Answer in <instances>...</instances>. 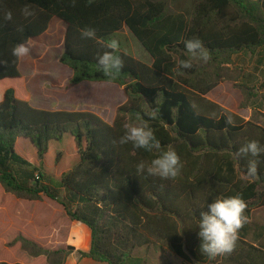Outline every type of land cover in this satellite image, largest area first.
Returning <instances> with one entry per match:
<instances>
[{"label": "trees", "instance_id": "obj_1", "mask_svg": "<svg viewBox=\"0 0 264 264\" xmlns=\"http://www.w3.org/2000/svg\"><path fill=\"white\" fill-rule=\"evenodd\" d=\"M25 4L35 7V17L21 14ZM71 4L0 0V190L14 204L48 208L47 219L40 222L19 219L3 202L10 220L0 221V264H67L76 253L80 259L105 264H148L135 252L152 247L189 264H264V248L248 241V223L239 231L235 250L215 259L199 252L198 237L199 214L217 198L239 194L248 205V220L254 209L264 207V155L259 157L257 177L248 178L247 158L237 154L250 140L264 145V126L211 96L225 75L224 66L235 56L264 49V0ZM5 10L13 13L11 21L5 20ZM53 21L64 32L60 63L71 72L68 88L96 84L122 91L125 101L109 120L97 112L36 107L30 100L21 59L12 56V48L26 43L33 52L31 43L40 41ZM86 27L95 29L96 39L81 37L80 29ZM126 29L150 55L152 65L130 53L121 39ZM192 38L203 42L212 59L180 69L177 61L187 58L184 41ZM110 39L119 41L117 54L124 61L111 82L97 64ZM238 88L247 107L256 90ZM226 115L234 125L227 123ZM140 118L154 130L159 150L118 143L123 125ZM168 148L183 162L179 177L165 180L137 173L140 161H150ZM15 220H21L27 232ZM74 223L92 233L88 252L67 243Z\"/></svg>", "mask_w": 264, "mask_h": 264}, {"label": "rangeland", "instance_id": "obj_2", "mask_svg": "<svg viewBox=\"0 0 264 264\" xmlns=\"http://www.w3.org/2000/svg\"><path fill=\"white\" fill-rule=\"evenodd\" d=\"M60 29L63 30L59 23L53 21L49 29L50 33H47L40 41L31 43L30 46L33 52H30L22 60V71L30 94V100L36 107H47L52 111H55L54 109H66V111L84 110L93 113L97 112L96 114L103 115L100 117L105 121L109 120L114 115L116 108L125 101L122 91L118 88L103 90L99 94L100 98L97 99H89L79 94L76 101L68 100L67 96L72 95L74 88H68L69 75L66 73L67 69L65 66L62 68L59 62L60 56H62V54L60 55L62 46L60 44L63 40ZM121 39L128 43L129 51L135 58L152 65V58L128 29L121 34ZM224 69H226L224 77L219 80V83L211 92L212 99L223 107L227 106L235 110L243 117H251L252 120L250 121L264 124V49L260 50L256 55L251 53L239 54L233 58L230 65H225ZM239 86H246L256 90V96L247 107L244 106L246 103L244 95L238 88ZM0 189H2L1 186ZM9 196L0 190V221L4 219L10 220L9 217H5L8 214L2 209L3 202L7 204L6 207L10 211L13 209L17 213L16 215L19 219L33 218L41 222L48 217L47 207H41L43 205L40 204L29 205L22 202L14 204L12 202L15 200ZM18 218L16 219L19 220ZM53 218L50 217L49 220L51 221ZM17 220L15 222L18 227L27 232V228L22 227L24 223L20 222L21 220ZM60 221L62 222L61 219ZM248 224L251 229L248 241L264 248V207L256 208L252 211ZM73 226L74 224L72 229ZM79 227L80 224L78 223L76 229ZM2 228L5 227L2 226ZM76 234H78V230L74 231V238ZM135 254L146 260L148 264H189L161 247L139 249ZM74 255L79 258L77 253Z\"/></svg>", "mask_w": 264, "mask_h": 264}, {"label": "clouds", "instance_id": "obj_3", "mask_svg": "<svg viewBox=\"0 0 264 264\" xmlns=\"http://www.w3.org/2000/svg\"><path fill=\"white\" fill-rule=\"evenodd\" d=\"M88 3L91 4L92 0H88ZM71 6H76V0H72ZM21 14L25 18H29L35 17L37 12L33 5L25 4L21 9ZM4 18L11 21L13 13L5 10ZM18 30L23 31L22 28ZM80 34L84 39H96V31L90 27L80 29ZM119 46L117 39H110L104 43V47L108 50L97 57L98 68L109 82L117 79L124 67L123 59L117 54ZM184 46L187 58L177 61V67L180 69H192L194 62L206 64L212 59L210 51L199 38L184 41ZM29 53L30 47L26 43L15 45L11 52L17 60L27 57ZM156 115V110L150 114L153 119L156 118ZM226 120L227 123L234 125L231 115H226ZM123 128L124 133L119 137V144H131L134 149H143L147 152L161 148L160 141L147 120L140 118L138 122L125 123ZM116 142L113 141V143ZM237 154L247 158L246 176L256 178L261 162L259 157L264 155V145L253 139L240 146ZM182 169L181 157L173 148L163 150L150 161H140L136 165L138 174L147 173V175L158 176L165 180L176 179L181 175ZM247 207L246 201L239 194L227 198H217L208 204V210L201 211L199 214V252L209 259L231 254L235 250L240 229L248 223V216L245 214Z\"/></svg>", "mask_w": 264, "mask_h": 264}, {"label": "crops", "instance_id": "obj_4", "mask_svg": "<svg viewBox=\"0 0 264 264\" xmlns=\"http://www.w3.org/2000/svg\"><path fill=\"white\" fill-rule=\"evenodd\" d=\"M52 24V23H51ZM60 25V23H59ZM51 26V25H50ZM61 26V25H60ZM62 27V26H61ZM50 29V28H49ZM52 30V28H51ZM50 30V31H51ZM63 35V40L60 44V46L63 44L64 41V32L62 29H60ZM47 33H50L49 31ZM22 60L21 59V69H22ZM60 62V61H59ZM62 68L63 65L61 64ZM67 75H71V72L67 69ZM107 89V87L103 86V85H96V84H84L80 87L74 88L72 95L67 96L68 100H72V101H76L77 97L79 96V94H82L84 97L86 96L89 99H97L100 98L99 94L103 91ZM225 106V105H224ZM46 108V107H45ZM226 109L239 114L238 112H236L235 110L225 106ZM55 111H66V109H62V110H56ZM240 115V114H239ZM242 116V115H241ZM250 116H251V111H250ZM243 117V116H242ZM247 121L252 120L251 117H244ZM254 122V121H253ZM256 123V122H255ZM260 124V123H258ZM262 126H264V124H260ZM78 223H74L73 229L70 232L69 235V239H68V244L71 246H74L77 250H81L84 252H88L91 248V242H92V233L90 231V229L83 225L80 224V227L78 229H76ZM78 230V234L75 235V238L73 237L74 235V231ZM67 264H105V263H99V262H95L91 259H80L78 257H75V255L73 254L69 259Z\"/></svg>", "mask_w": 264, "mask_h": 264}]
</instances>
